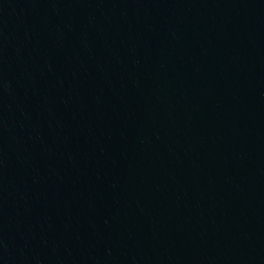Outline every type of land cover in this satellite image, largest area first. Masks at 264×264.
<instances>
[{"label": "water", "instance_id": "1", "mask_svg": "<svg viewBox=\"0 0 264 264\" xmlns=\"http://www.w3.org/2000/svg\"><path fill=\"white\" fill-rule=\"evenodd\" d=\"M0 264H264V0H0Z\"/></svg>", "mask_w": 264, "mask_h": 264}]
</instances>
